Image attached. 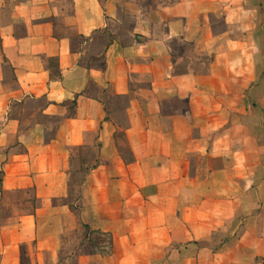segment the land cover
<instances>
[{
    "label": "crops",
    "instance_id": "1",
    "mask_svg": "<svg viewBox=\"0 0 264 264\" xmlns=\"http://www.w3.org/2000/svg\"><path fill=\"white\" fill-rule=\"evenodd\" d=\"M0 264H264V0H0Z\"/></svg>",
    "mask_w": 264,
    "mask_h": 264
},
{
    "label": "rangeland",
    "instance_id": "2",
    "mask_svg": "<svg viewBox=\"0 0 264 264\" xmlns=\"http://www.w3.org/2000/svg\"><path fill=\"white\" fill-rule=\"evenodd\" d=\"M190 48V46L188 45V44H180V45H178V46H176V50L177 51H183V50H188ZM208 59H209V57L208 56H203L202 57V60H201V62L203 63L202 65L198 62L197 64V66L199 67V68H203V67H205L206 66V64L208 63ZM121 146H122V150H123V152L125 151V154H126V150H125V147H124V144H122L121 143ZM87 154V151H82V150H80L79 152H78V156L80 157V159H84L83 157H85L84 155H86Z\"/></svg>",
    "mask_w": 264,
    "mask_h": 264
}]
</instances>
